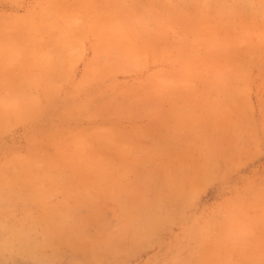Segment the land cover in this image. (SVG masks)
Masks as SVG:
<instances>
[{"label":"rangeland","instance_id":"rangeland-1","mask_svg":"<svg viewBox=\"0 0 264 264\" xmlns=\"http://www.w3.org/2000/svg\"><path fill=\"white\" fill-rule=\"evenodd\" d=\"M0 264H264V0H0Z\"/></svg>","mask_w":264,"mask_h":264}]
</instances>
